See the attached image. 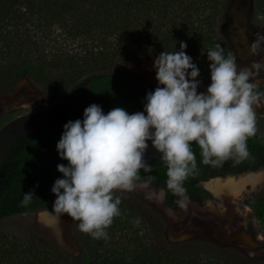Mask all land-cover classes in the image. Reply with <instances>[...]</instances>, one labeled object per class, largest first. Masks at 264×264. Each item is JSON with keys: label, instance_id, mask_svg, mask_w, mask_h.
<instances>
[{"label": "trees", "instance_id": "16d2710c", "mask_svg": "<svg viewBox=\"0 0 264 264\" xmlns=\"http://www.w3.org/2000/svg\"><path fill=\"white\" fill-rule=\"evenodd\" d=\"M231 2L0 0V94L16 91L24 81L37 90L64 87L66 92L48 111L67 122L82 120L83 110L93 103L104 113L115 107L129 114L143 111L146 93L156 88V80L137 73L131 65L122 71L115 68L157 57L162 51H180L181 42L192 59L207 58V51L217 43L224 54L231 53L225 30ZM252 5L264 13V0H252ZM263 90L264 83L255 89ZM58 140L44 132H31L12 145L0 166V220L51 211L56 199L51 188L62 178L57 165L68 163L57 152ZM246 144L248 158L212 167L201 163L200 149L193 143L197 172L183 187L192 196L208 198L211 194L202 180L239 172L243 166H263L264 138L253 135ZM147 164L151 171L141 168L137 180L163 188L166 203L176 206L178 196L166 187V166L160 155ZM29 190L36 196L22 206L24 192ZM114 196L122 201L121 215L106 230L107 239L96 240L80 232L78 222L72 220L73 252L29 223L21 233L0 232V264H264V259L206 238L173 239L164 215L144 204L138 194L116 191ZM263 211L264 207L262 218Z\"/></svg>", "mask_w": 264, "mask_h": 264}, {"label": "clouds", "instance_id": "9594fccd", "mask_svg": "<svg viewBox=\"0 0 264 264\" xmlns=\"http://www.w3.org/2000/svg\"><path fill=\"white\" fill-rule=\"evenodd\" d=\"M261 42L264 36L252 43L253 53ZM186 47L181 42L180 51H162L155 58L158 86L146 93L143 111L129 114L115 107L104 113L93 103L83 110L82 120L63 125L56 149L68 163L57 165L62 178L51 188L54 219L67 214L80 232L107 239L106 230L121 215L122 201L114 193L132 191L141 168L151 171L144 161L149 141L166 166V187L180 197L181 208L187 201L184 182L197 172L193 143L204 165L220 167L229 159L238 163L249 157L246 141L257 131L253 106L264 97L255 91L253 69L264 65L239 67L235 56L225 55L217 43L207 51L211 82L205 92H198L200 71ZM34 195L24 192L21 205Z\"/></svg>", "mask_w": 264, "mask_h": 264}, {"label": "rangeland", "instance_id": "374dc122", "mask_svg": "<svg viewBox=\"0 0 264 264\" xmlns=\"http://www.w3.org/2000/svg\"><path fill=\"white\" fill-rule=\"evenodd\" d=\"M255 9L252 0H232L226 11L227 39L232 48L231 53L235 56L239 67L251 68L257 62L264 65V42H261L255 53L251 51L252 43L259 36H264V13ZM155 58L146 57L128 64L121 63L115 68V71L125 70L131 65L137 73L148 75L156 80V69L153 67ZM192 62L200 71L197 79L201 83L197 91L205 92L211 82L208 67L211 62L207 58L192 59ZM253 72L252 82L262 84L264 67L258 71L253 69ZM159 86L163 87V85ZM66 90L64 87L37 90L24 81L16 91L0 94V127L15 116L32 111L50 110ZM262 98L253 106L255 112H259L260 104H264ZM225 175L227 173L215 176ZM249 175L255 178L254 182L245 183L236 189H221L219 197L211 190H209L210 197L202 201L186 194L185 208H181L177 203L180 197L177 198L174 207L165 204L163 197L160 199L153 193L158 187H154L148 182L136 180L135 188L129 192L138 194L144 204L151 205L164 215L168 225V235L173 239L202 237L230 246L252 258L264 259V222L261 213L264 207V166L256 171L242 173L234 177ZM209 177L211 178V176ZM203 187L205 188L204 185ZM205 190L208 189L205 188ZM43 210L0 220V232L21 233L26 224L32 223L66 249L76 252L69 228L72 219L67 214L58 220L53 219L54 214L46 210L51 217L47 222L42 218Z\"/></svg>", "mask_w": 264, "mask_h": 264}, {"label": "water", "instance_id": "95a60500", "mask_svg": "<svg viewBox=\"0 0 264 264\" xmlns=\"http://www.w3.org/2000/svg\"><path fill=\"white\" fill-rule=\"evenodd\" d=\"M65 123H67L65 119L49 111H32L11 118L0 127V166L4 160L5 155L10 150L12 145L25 134L31 132H44L60 139L61 134L64 131L63 125ZM256 129L257 131L254 134V136L264 138V115L256 114ZM148 144L149 147L144 154L145 163L151 161L152 159L160 155L151 146L150 141L148 142ZM243 173H248V172H243ZM229 175L236 176L234 174H227L225 176H219V177L223 178ZM203 181L204 180H202V184ZM143 182H147V181H143ZM160 189L163 191L164 194V190L162 188ZM263 222H264V211H263Z\"/></svg>", "mask_w": 264, "mask_h": 264}, {"label": "bare ground", "instance_id": "6f19581e", "mask_svg": "<svg viewBox=\"0 0 264 264\" xmlns=\"http://www.w3.org/2000/svg\"><path fill=\"white\" fill-rule=\"evenodd\" d=\"M254 180H255V178L253 176H250V175L249 176H244V177H242V176L234 177V176L229 175V176H227L225 178H221L219 176L218 177H216V176L213 177L212 176L211 178H208V179L204 180L203 181V185L205 186V188H207L208 190H211L215 195H217L219 197L220 196L219 192H220L221 189L222 190L224 188L236 189V188H239V187L243 186L245 183L254 182ZM153 193L156 194L160 199H162L163 191L160 188H157L156 190H154ZM43 212L44 213L42 215V218L45 221L49 222V219L51 217L48 215L46 210H43Z\"/></svg>", "mask_w": 264, "mask_h": 264}, {"label": "flooded vegetation", "instance_id": "af4514ba", "mask_svg": "<svg viewBox=\"0 0 264 264\" xmlns=\"http://www.w3.org/2000/svg\"><path fill=\"white\" fill-rule=\"evenodd\" d=\"M243 166V165H242ZM264 166V165H263ZM262 167V166H261ZM261 167H258V168H261ZM243 169L241 170V171H239V172H233V171H228V172H226L227 174L229 173V174H234V175H237V174H240V173H243V172H249V171H254V170H257V169H254L253 167L252 168H248V167H245V166H243L242 167ZM227 177V176H226ZM223 178H225V177H223ZM205 180V179H204ZM141 182H143V181H141ZM149 184H151V183H149ZM201 184H202V181H201ZM153 185V184H152ZM154 187H158V186H156V185H153ZM161 188V187H160ZM163 189V188H162ZM164 190V189H163ZM207 191H209V190H207ZM210 192V191H209ZM186 194H188V196L189 197H195V198H198L199 200H204V199H206V198H201L199 195H194V196H192L191 194H189L187 191H186ZM203 195H205V193H202ZM163 200H164V202H165V204H167L166 203V201H165V191H164V194H163ZM44 210H47V209H44ZM49 211V210H48ZM50 212V211H49Z\"/></svg>", "mask_w": 264, "mask_h": 264}, {"label": "crops", "instance_id": "0c3cea01", "mask_svg": "<svg viewBox=\"0 0 264 264\" xmlns=\"http://www.w3.org/2000/svg\"><path fill=\"white\" fill-rule=\"evenodd\" d=\"M262 83H264V81H261ZM260 82H258L256 85H258ZM259 93L264 94V90L263 91H259ZM264 100V97L262 98ZM260 101V100H259ZM259 112H255L258 113L260 115H264V104H260V108H259Z\"/></svg>", "mask_w": 264, "mask_h": 264}]
</instances>
